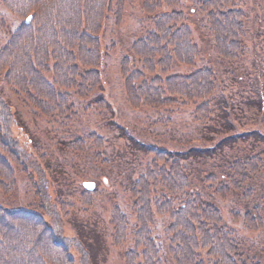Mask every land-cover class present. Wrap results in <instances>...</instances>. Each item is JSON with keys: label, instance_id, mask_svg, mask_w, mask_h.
<instances>
[{"label": "trees", "instance_id": "1", "mask_svg": "<svg viewBox=\"0 0 264 264\" xmlns=\"http://www.w3.org/2000/svg\"><path fill=\"white\" fill-rule=\"evenodd\" d=\"M126 1L1 0L20 22L14 28L1 24L0 77L35 119L74 136L67 145L69 154L83 158L87 152L88 158L91 152L85 150L90 148L98 166L105 162L99 152L105 139L89 128L91 123L81 121L77 106L87 102L85 108L96 115L107 110L102 93L107 79L101 72L106 52L100 33L109 16L119 24ZM135 1L142 14L140 34L118 65L125 102L133 110H151L154 120L163 123L178 110L194 106V119L207 122L221 74L235 77L237 70L247 71L243 66L250 41L245 9L239 0L194 2L200 29L220 65L217 71L201 65L203 53L193 38L192 15L181 0ZM260 61L254 62L257 68ZM258 72L262 75V68ZM12 108L0 97V192L13 196L21 172L30 178L34 194L26 207L9 209L0 204V264H93L81 237L62 233L66 198L50 194L43 148L31 147L34 140L29 137L27 150L13 137ZM253 131L237 136L251 138ZM154 144L141 143L148 158L138 175L126 181L129 215L116 203L110 211L109 236L114 247L125 248L123 264H263L245 239L223 222L210 198L241 191L245 200L252 197L251 186L244 185L262 176L264 155L243 147L221 175L208 171L197 178L187 163L191 153ZM261 186L264 203V180ZM88 193L83 190L80 197ZM258 207L256 214L252 210L243 214L246 230L264 228V204ZM156 218L167 220L161 233L154 227Z\"/></svg>", "mask_w": 264, "mask_h": 264}, {"label": "rangeland", "instance_id": "2", "mask_svg": "<svg viewBox=\"0 0 264 264\" xmlns=\"http://www.w3.org/2000/svg\"><path fill=\"white\" fill-rule=\"evenodd\" d=\"M181 1L192 15L190 25L193 38L203 53L201 65L208 64L219 71L220 65L211 49V42L200 29L201 19L193 12L195 0ZM239 1L248 20L250 44L248 43L249 53L243 66L247 71L242 72L239 69L235 77L221 74L218 91L213 98L216 104L211 119L207 122L194 119V106L173 113L167 123L158 118L154 120L155 116L149 109L129 108L125 102L118 65L132 41L140 34V5L138 1L127 0L119 24L114 22L112 16L107 18L100 33L101 47L106 52L101 72L107 79L102 86L107 110L104 114L96 115L85 108L89 105L87 102L81 101L77 106L81 121L91 123L89 128L105 139L99 150L101 159L105 162L99 166L89 147L85 151L91 152V157L87 158V152L83 158V154H69L67 145L74 136L66 134L65 128L55 132L35 119L31 110L22 106L16 92L0 77V97L15 112L16 123L12 126V135L26 149H29L26 143L29 144L28 138L31 137L34 140L31 147L38 145L46 152L49 166L45 165L48 167L50 194L53 197L57 195L66 198L61 213L64 218L61 222L62 233L66 237L80 236L84 247L90 251L93 264H123L125 248L119 249L112 245L109 216L115 203L129 215V185L126 181L129 177L134 179L138 175L148 158L141 143H156L154 146L166 145L172 151L191 153L192 157L188 158L187 163L197 178L208 171L221 175L224 167L241 155L243 147L251 154L261 152L264 155V138L258 136L264 135V0ZM4 22L14 28L20 20L9 13L0 0V37H4L1 36V24ZM257 58L261 60L259 68L256 66L257 61L254 63ZM260 68L262 75L258 72ZM73 128L79 129L76 126ZM252 129L255 136L251 138L237 136ZM17 175L16 195L14 193L13 196H4L0 192V204L9 209L20 208L16 207L19 204L26 207L25 203L34 194L28 175L21 172ZM257 178L244 185L251 186L250 191L253 190L252 197L246 200L241 191L240 194L230 193L224 197L214 196L210 201L220 210L223 222L245 239L251 254L264 264V228L249 231L242 224L245 212L252 210L256 214L255 208H262L264 204L261 200L264 173ZM83 190L91 193L80 197ZM80 198L84 199V205L79 203ZM234 213L237 218L232 217ZM256 216L258 214L253 215L254 218ZM133 219L130 216V220ZM166 221L162 218L155 219L154 227L159 233L163 231ZM73 254L76 256L77 253Z\"/></svg>", "mask_w": 264, "mask_h": 264}, {"label": "water", "instance_id": "3", "mask_svg": "<svg viewBox=\"0 0 264 264\" xmlns=\"http://www.w3.org/2000/svg\"><path fill=\"white\" fill-rule=\"evenodd\" d=\"M29 20H30V19L28 18L26 22H28ZM88 185H90V184H88ZM88 185H87V186H88Z\"/></svg>", "mask_w": 264, "mask_h": 264}]
</instances>
